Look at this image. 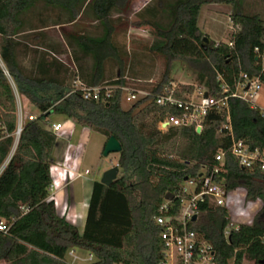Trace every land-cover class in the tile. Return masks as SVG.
<instances>
[{
    "label": "trees",
    "instance_id": "obj_1",
    "mask_svg": "<svg viewBox=\"0 0 264 264\" xmlns=\"http://www.w3.org/2000/svg\"><path fill=\"white\" fill-rule=\"evenodd\" d=\"M137 16L140 26L153 29L155 40L149 52L162 57L166 68L155 86L143 89L161 94L171 83V64L185 61L194 67L208 93L221 98L218 75L232 87L240 72L257 77L264 54V20L260 15L244 12V0H156ZM232 6L230 20L239 27L234 42H203L198 22L204 5ZM44 9H38L39 6ZM131 8V0H0V168L14 146L17 130V103L14 83L21 99L38 110L34 122H26L19 144L9 165L0 176V220L9 227L0 233V262L10 264H69L68 252L80 249L93 254V264H160L163 242L162 227L156 222L158 210L168 194H175L187 179L198 178L203 169L217 166V153L227 149L230 139L219 128L226 118L212 113L203 131L193 128H169L160 123L180 115L175 109L156 104L148 97L124 109L123 93L115 90L106 102L86 100L75 92L80 80L87 87L116 86L126 83L125 53L116 42L115 14ZM58 11L57 21L49 25L51 14ZM61 12L67 15L63 18ZM33 16L39 18L34 24ZM83 16L99 23V33L68 32L64 26ZM52 26L61 28L63 40L38 45H24L18 36L28 30ZM259 50V54L256 53ZM36 54L27 67L21 55ZM70 56L67 61L64 56ZM119 68L116 79L108 80L107 63ZM177 96L193 93L194 86H183ZM104 93V92H103ZM236 139L251 149L264 152V118L244 101L228 102ZM53 116L73 120L106 138L114 137L122 146L118 166L121 177L110 187L95 182L89 203L85 231L60 217L51 195L52 155L57 135L45 127ZM106 146V144H105ZM102 155L104 153V149ZM229 192L246 190V200H260L262 208L251 225L243 224L231 231L228 240L227 209L207 211L192 227L214 246L218 264H264V171L242 168L229 154L224 162Z\"/></svg>",
    "mask_w": 264,
    "mask_h": 264
},
{
    "label": "built area",
    "instance_id": "obj_2",
    "mask_svg": "<svg viewBox=\"0 0 264 264\" xmlns=\"http://www.w3.org/2000/svg\"><path fill=\"white\" fill-rule=\"evenodd\" d=\"M238 31L235 30L232 40L228 43L233 50H235L234 39ZM256 53L259 54L258 49H256ZM259 56L262 64L263 54ZM124 79L126 83L123 85L94 88L87 87L78 79L74 83L75 92H81L86 100L106 102L115 90H121L123 104L129 105V107L145 98L152 97L157 105L175 109L180 113L178 116H170L161 122L159 127L162 131H167L169 128H193L196 132L201 133L209 114L217 113L225 116L226 121L219 128L218 134L220 135L225 130L230 139V145L227 149H222L217 153L218 166L211 172L203 169L196 179H187L182 187L173 194V200L165 199L159 207V214L156 217L157 224L162 227L161 239L164 246L160 264H218L217 252L212 243L194 231L192 227L200 221L207 211L225 208L228 214V225L224 229L225 239L228 240L231 231L238 228H233L230 223L231 214L228 208V200L231 192L226 188L225 179L219 180L218 178L219 174L225 172L224 162L228 154L235 158L242 168L254 169L259 167L264 171V152L258 149L253 150L243 140L236 139L228 106L230 98H237L244 101L252 110L258 111L264 118V109L257 105L260 92L264 89V68L262 67L261 73L255 78L240 72L234 87L230 86L221 75H218L217 80L222 91L221 98L211 96L206 88L198 93H184L179 97L177 93L180 90L175 83H171V86L165 88L163 93L153 94L149 90L137 87L127 75ZM151 83L152 86L157 84L153 81ZM12 85L17 103V130L13 134L15 141L12 152L0 168V176L15 154L24 125L28 121H36L39 117L32 114L24 115L21 97L13 82ZM206 94H208L207 97ZM62 128L63 124H51L48 129L57 135ZM0 130L3 136L7 134L4 126L0 125ZM89 173L90 171L87 170L86 175ZM78 176L81 177L82 174L79 173ZM52 189L53 186L51 191ZM8 231L9 227L6 222L0 220V233H7ZM262 239L264 241V237ZM67 256L72 260L68 262L69 264H93L96 261L93 254L89 253L86 257H82L77 254L75 249L70 250ZM3 264L10 263L3 261Z\"/></svg>",
    "mask_w": 264,
    "mask_h": 264
},
{
    "label": "rangeland",
    "instance_id": "obj_3",
    "mask_svg": "<svg viewBox=\"0 0 264 264\" xmlns=\"http://www.w3.org/2000/svg\"><path fill=\"white\" fill-rule=\"evenodd\" d=\"M151 1L152 0H131V8L128 12L115 14L113 17L117 26L115 40L120 49L126 54L125 75L132 79L134 84L139 88L151 85L152 81L158 82L166 68V62L162 57L149 52V47L156 38L153 29L149 26H140L141 20L137 16V14L145 8L144 6ZM151 3L157 5L159 1L153 0ZM38 9L43 10L44 7L41 5ZM231 12L232 6L230 5L209 4L202 7L198 25L202 34L211 40V44L229 43L232 40V35L235 30H239V27H235L230 20ZM244 12L250 15L258 14L264 20V0H244ZM57 14L58 11L51 14V18L49 19L51 24L49 25H53L57 21ZM61 14L64 19L67 18L65 13L61 12ZM59 28V26H52L49 33H57ZM64 29L68 32H86L93 35H97L99 31H101V29H99V23L94 22L91 17L87 16L78 18L77 22L66 27L64 26ZM65 59L71 61L69 55L66 56ZM262 67L264 68V54L262 58ZM118 75L119 68L116 63L113 61L108 62V80L116 79ZM171 79L179 89L183 86H194V93L205 90V87L200 82L197 70L185 61L179 60L171 64ZM21 101L24 115H40L38 110L26 103L24 99H21ZM257 105L264 109V89L260 92ZM123 107L124 109H128L129 105L123 104ZM63 120L64 119L59 116L52 117L53 122ZM52 121L45 124V127L49 128ZM78 136L79 132L73 140L74 144L77 142ZM104 141L105 137L98 133H93L91 135L81 168L82 174H84L86 169L91 171V175L87 176V178L96 179L100 182L105 172L118 166L119 159V154H111L108 157H105L104 154L102 155V142ZM120 177L121 170L118 178ZM80 197L82 199V196ZM260 206H262L261 202H250L246 200L244 189L238 188L232 191L228 200V208L231 214L230 223L233 225V228L252 223L258 214L257 212ZM76 252L77 254H82L84 257L89 254V252L80 249H76ZM67 260L68 262L72 261L70 258ZM0 264H3V261L0 262ZM244 264H248V262Z\"/></svg>",
    "mask_w": 264,
    "mask_h": 264
},
{
    "label": "crops",
    "instance_id": "obj_4",
    "mask_svg": "<svg viewBox=\"0 0 264 264\" xmlns=\"http://www.w3.org/2000/svg\"><path fill=\"white\" fill-rule=\"evenodd\" d=\"M30 21L37 24L39 18L33 16ZM49 24H51V21H49ZM60 29L57 30V33L54 32L55 34L52 32L49 33L51 27L44 29L43 32L46 34L43 36L39 35L40 30L32 31L31 29H27L26 33L18 36V40L30 48L38 49V45L42 42L54 43L55 41H62L63 38ZM66 56L63 58H66ZM21 60L25 66L31 67L36 61V54L31 51L26 55L22 54ZM63 119V121L56 122H53L51 119L52 124H63V128L57 133V144L52 155L53 165L51 167V176L53 179V189L51 195L56 203L58 215L65 217L69 223L76 226L79 232L83 234L93 186L95 182H100L96 179L87 178V176L91 175L90 170V173L86 175L88 169L85 170L84 174L81 173L86 155V147L94 132L88 128L77 126L73 120ZM78 132L79 136L77 142L74 144L73 140ZM105 144L106 138L102 142V152ZM79 173L82 174L81 177L78 176ZM80 196H82V199ZM261 208L262 206H260L259 211ZM79 255L84 257L82 254Z\"/></svg>",
    "mask_w": 264,
    "mask_h": 264
},
{
    "label": "water",
    "instance_id": "obj_5",
    "mask_svg": "<svg viewBox=\"0 0 264 264\" xmlns=\"http://www.w3.org/2000/svg\"><path fill=\"white\" fill-rule=\"evenodd\" d=\"M203 42L207 44L208 46L211 44V40L207 37H204ZM208 94H206V97ZM122 151L121 144L114 138H110L108 142L106 143L105 149H104V156L108 157L111 154H120ZM120 174V168L119 166L113 167L109 171L105 172L102 179L101 184L105 185L106 187L112 186V184L118 179V176ZM173 195L168 194L166 196V200H173ZM196 220V218H194Z\"/></svg>",
    "mask_w": 264,
    "mask_h": 264
}]
</instances>
